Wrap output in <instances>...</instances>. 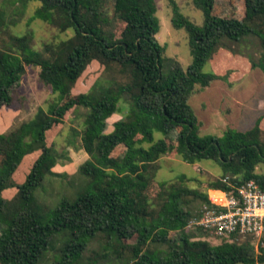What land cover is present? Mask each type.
I'll return each mask as SVG.
<instances>
[{
	"label": "trees",
	"instance_id": "1",
	"mask_svg": "<svg viewBox=\"0 0 264 264\" xmlns=\"http://www.w3.org/2000/svg\"><path fill=\"white\" fill-rule=\"evenodd\" d=\"M16 1L39 3L32 20L72 35L42 51L31 47L32 34H9L0 45V264H264V238L255 247L253 237L217 238L187 227L209 208V188L235 194L253 181L264 192V174L256 172L264 164V116L245 131L200 135L188 103L196 86L203 89L215 80L232 85L244 76L234 68L220 73L214 57L222 49L249 71L264 74V0H192L203 15L200 26L175 0H165L172 27L187 35L191 62L186 69L167 57L157 40L155 0L9 4ZM223 2L230 12L219 14ZM8 21L0 15V29L9 28ZM92 62L103 73L87 92L73 94ZM28 67L39 69L38 80L55 97L46 110L39 107L30 120L13 125L25 104L14 92ZM122 102L125 115L105 132ZM78 109L85 114L79 133L72 130L73 139L79 137L88 158L76 176L63 174L61 180L81 189L52 207L37 191L66 157L54 150L49 135L59 133L58 126ZM154 133L162 139L155 141ZM118 148H123L120 156ZM172 152L187 164L211 161L220 174L202 181L203 192L188 187L184 175L176 184L156 183V161ZM30 156L31 168L17 185L12 178ZM153 187L159 193L156 204L148 196ZM192 204H201L198 212ZM211 235L216 245L206 239Z\"/></svg>",
	"mask_w": 264,
	"mask_h": 264
},
{
	"label": "rangeland",
	"instance_id": "2",
	"mask_svg": "<svg viewBox=\"0 0 264 264\" xmlns=\"http://www.w3.org/2000/svg\"><path fill=\"white\" fill-rule=\"evenodd\" d=\"M175 1L184 16L188 17L196 25H202L203 15L199 10L195 9L192 0ZM155 2L157 5L155 15L160 24V29L156 36L157 40L161 45L165 46V55L174 58L181 64L183 69H186L191 62L187 35L183 29L177 30L172 27L171 10L167 2L165 0H155ZM38 6L39 3L32 1L22 6L18 1L14 5H10L9 0H0V15L5 20H9L8 23L10 24L8 25L9 28L0 29V45L8 40L9 34L17 36L32 34L31 47L36 51H42L45 45L51 46L72 35L71 30L59 33L56 28L40 20H32L31 17ZM226 7L223 2L219 4L216 12L220 14L224 9L226 12H230ZM230 8H234V5H230ZM224 57L234 58V60L226 62L229 59H224ZM214 59L215 62L217 60L218 63L220 62V69L218 70H221V74L223 70L232 68L234 70L241 69L245 73H243L244 76L239 81L232 85L224 81L215 80L206 88L195 87L188 103L200 124L199 133L200 135L220 136L228 128L240 131L248 130L254 125L258 117L264 116V74L258 69L249 71L246 63L224 49L217 52ZM235 60L236 62H234ZM209 68L214 70V65L210 64ZM209 68L206 65L204 71H209ZM38 70L36 67H28L20 85L14 92L15 100H19V97L23 98L25 104L19 118L13 125L30 120L39 107L46 110L55 97L51 93L50 87L38 80ZM102 73L103 67L96 62H92L76 82L72 93L87 92ZM15 103H18V101H15ZM126 108V103L122 102L120 104V112L113 114L106 121L105 132H110L113 123L123 118ZM84 114V109H78L75 113L68 114L64 124L61 127L58 126L59 133L55 134L52 131L53 133L49 135L54 150L58 154L69 158L67 160L63 158L57 163L56 169L53 170L54 176L47 178L43 187L37 191V195L52 207H55L62 197H68L67 195L75 194L81 189L80 186H70L68 188L67 180L62 181L61 177L63 174H66L68 179L76 176L77 173L75 172L78 167L88 158L87 154L80 148L79 137L77 136L73 139L74 134L72 133V130L78 133L81 130ZM262 124L264 127V119ZM154 136L155 141L162 139L160 133H154ZM72 142L79 148H72ZM144 146L148 147V144H144ZM122 153L123 148H118L116 156H120ZM31 157L24 163L22 161L14 174L12 180L15 184H22L25 180L32 165V162H30ZM155 168L154 181L156 183L167 182L176 184L178 177L184 175L187 179L186 185L200 192H203L205 186L202 181L205 182L206 179L217 178L220 174L219 167L211 161L187 164L175 152L162 155L156 161ZM256 172L264 174V164L257 166ZM157 192V187L149 190V199L154 204L158 200L159 193ZM200 206L201 204L198 207L196 204L193 205V208H196L194 209L195 212H198ZM206 239L212 245H216L219 242L212 235L206 237ZM251 241L256 247L258 242L255 239H251ZM43 261L42 264H44Z\"/></svg>",
	"mask_w": 264,
	"mask_h": 264
},
{
	"label": "built area",
	"instance_id": "3",
	"mask_svg": "<svg viewBox=\"0 0 264 264\" xmlns=\"http://www.w3.org/2000/svg\"><path fill=\"white\" fill-rule=\"evenodd\" d=\"M209 208L192 218L188 228L211 231L217 238H264V192L253 182L237 188L236 193L207 190ZM257 246V245H256Z\"/></svg>",
	"mask_w": 264,
	"mask_h": 264
},
{
	"label": "crops",
	"instance_id": "4",
	"mask_svg": "<svg viewBox=\"0 0 264 264\" xmlns=\"http://www.w3.org/2000/svg\"><path fill=\"white\" fill-rule=\"evenodd\" d=\"M56 169V167L55 168H53V170H55Z\"/></svg>",
	"mask_w": 264,
	"mask_h": 264
}]
</instances>
